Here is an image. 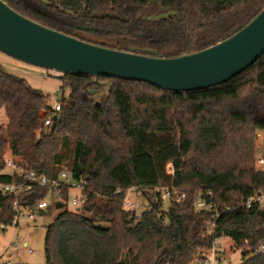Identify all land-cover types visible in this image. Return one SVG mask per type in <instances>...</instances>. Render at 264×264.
<instances>
[{
  "label": "trees",
  "instance_id": "obj_1",
  "mask_svg": "<svg viewBox=\"0 0 264 264\" xmlns=\"http://www.w3.org/2000/svg\"><path fill=\"white\" fill-rule=\"evenodd\" d=\"M5 1L67 34L159 56L195 52L223 40L264 8V0ZM60 78L70 94L60 100L53 125L44 127L50 95L0 69V109L8 119L0 124V171L10 149L38 172L57 176L68 170L86 181L88 198L79 209L67 207L69 188H61L63 201L56 200L55 208L63 205L47 225L49 264H190L214 240L206 230L215 212L195 204L209 191L222 211L216 234L256 252L242 264H264L259 251L264 209L243 203L264 189V170L255 165L257 132L264 130V54L225 82L189 91L100 76L113 83L100 103L90 97V88L99 86L94 76L62 73ZM15 179L20 177L0 172V181ZM166 185L179 193L167 206L157 189ZM134 187L150 202L141 217L124 204ZM48 194V188L33 184L20 201L35 208ZM14 206V195L0 194V225H12Z\"/></svg>",
  "mask_w": 264,
  "mask_h": 264
},
{
  "label": "water",
  "instance_id": "obj_2",
  "mask_svg": "<svg viewBox=\"0 0 264 264\" xmlns=\"http://www.w3.org/2000/svg\"><path fill=\"white\" fill-rule=\"evenodd\" d=\"M0 50L61 73L88 74L101 86L91 99L109 97L113 85L100 76L142 80L168 90L207 88L240 74L264 54V8L238 31L201 50L177 56L149 55L91 42L36 21L0 0ZM62 202L57 203L61 207Z\"/></svg>",
  "mask_w": 264,
  "mask_h": 264
},
{
  "label": "built area",
  "instance_id": "obj_3",
  "mask_svg": "<svg viewBox=\"0 0 264 264\" xmlns=\"http://www.w3.org/2000/svg\"><path fill=\"white\" fill-rule=\"evenodd\" d=\"M62 108V102L57 101L55 104H51L50 113H47L43 119L44 127L53 125L55 122V117L58 111ZM46 113V112H45ZM257 165L264 168V156L260 155L257 157ZM5 169H8L5 171ZM0 172H7L20 177L19 180L15 179L12 181H0V194H12L15 196V211L16 216L12 224H18L19 218L22 215L27 216L29 219H34L38 210L47 209L51 203L47 199V196L41 198L35 208L30 206H25L20 201L21 195L28 191L33 184H38L40 186L46 187L49 190V194L55 197L58 201H63L61 196V188L66 186L69 188V196L64 202H71L74 208L69 209H79L87 201V194L85 192L86 181H77L72 173L68 170H62L57 176H50L45 172H38L35 169L29 168L25 165V159L22 155H13L6 157L5 167ZM74 189H78L79 193L73 192ZM132 189H137L136 187ZM157 189L161 192L163 199H170L173 196L179 197V193L176 191L174 185L159 186ZM131 190V189H130ZM214 193L209 191L206 194L199 195L195 201L198 209L212 210L215 212L214 218H211L207 222L206 234L213 235V243L209 246H205L199 249L190 264H242L245 258L254 255V252L250 247L246 250L236 246L234 240L223 234H216V221L222 215V211L213 199ZM184 197V194H182ZM243 203L247 207H252L254 204L258 205L261 209H264V189H260L249 197L243 198ZM125 207L131 211H134L137 217H141L142 213L137 212L136 202H132L126 197L124 201ZM230 207L226 206L228 210ZM264 226V224H263ZM7 225L1 224V229H6ZM229 237L231 239V250L232 253H227L223 245V239ZM240 252L239 257L235 258L233 254L235 252ZM260 252H264V245L259 249Z\"/></svg>",
  "mask_w": 264,
  "mask_h": 264
},
{
  "label": "rangeland",
  "instance_id": "obj_4",
  "mask_svg": "<svg viewBox=\"0 0 264 264\" xmlns=\"http://www.w3.org/2000/svg\"><path fill=\"white\" fill-rule=\"evenodd\" d=\"M0 69L28 79L33 87L42 89L50 95L51 104H55L57 101L62 100L64 96L68 97L70 94V86L67 85L64 89L62 88L61 72L25 62L1 50ZM98 81H110L113 85L109 79H98ZM95 86L97 87V85ZM100 87L99 85L97 88ZM99 98L103 101L109 97L103 95ZM7 121L5 110L2 108L0 109V124L6 125ZM260 155L264 156V130L257 132L255 149V165L258 169L264 170L263 167L257 165V157ZM8 156H11L10 149L6 151V157ZM7 170L5 169V171ZM73 192L79 193V190L74 189ZM127 197L130 201L136 202L138 213L150 208L148 198L140 189H131ZM47 199L54 207L51 213H37L34 219L22 215L18 224L8 225L5 230L0 231V264H49L45 249L47 225L54 219L59 209L55 208L57 202L55 197L48 195ZM164 201L167 206L169 199L166 198ZM67 207L74 208L70 201L67 202ZM231 242L229 237L223 239V245L227 253H232ZM233 255L237 258L240 252L236 251Z\"/></svg>",
  "mask_w": 264,
  "mask_h": 264
},
{
  "label": "crops",
  "instance_id": "obj_5",
  "mask_svg": "<svg viewBox=\"0 0 264 264\" xmlns=\"http://www.w3.org/2000/svg\"><path fill=\"white\" fill-rule=\"evenodd\" d=\"M25 244H27V242H25Z\"/></svg>",
  "mask_w": 264,
  "mask_h": 264
}]
</instances>
